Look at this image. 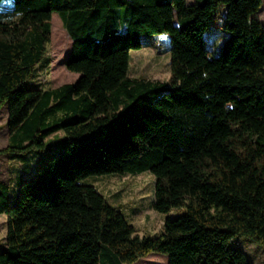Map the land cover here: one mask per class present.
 Returning <instances> with one entry per match:
<instances>
[{"label":"trees","instance_id":"obj_1","mask_svg":"<svg viewBox=\"0 0 264 264\" xmlns=\"http://www.w3.org/2000/svg\"><path fill=\"white\" fill-rule=\"evenodd\" d=\"M3 2L0 109L9 136L0 155L20 173L15 203L0 181V264H134L151 253L167 264H251L230 242L264 246L262 0ZM53 13L71 43L62 64L78 78L27 88L36 66L50 63ZM161 34L169 81L130 78L129 52ZM143 172L155 178V212H184L139 237L80 181Z\"/></svg>","mask_w":264,"mask_h":264},{"label":"rangeland","instance_id":"obj_2","mask_svg":"<svg viewBox=\"0 0 264 264\" xmlns=\"http://www.w3.org/2000/svg\"><path fill=\"white\" fill-rule=\"evenodd\" d=\"M186 2L190 4L193 0H186ZM7 3V0H4L3 5ZM255 17L264 26V0ZM50 24L51 36L45 55L50 63L46 66V62H41L36 66L32 76L25 81L27 88L55 89L63 84L73 83L78 78V74L68 72L62 64L71 43L56 13L51 15ZM60 37L63 39L62 42L59 41ZM141 43L140 50L129 52L128 76L132 79L168 82L170 55L167 35L143 36ZM6 121L7 110L3 107L0 109V150L7 146L9 134ZM59 134L63 135V132L59 131ZM19 169L18 162L8 159L6 155H0V181L7 183L10 187V203H15L18 195V185L15 183L16 176L20 173ZM80 183L93 186L112 207L121 213L139 237L162 233L163 224L167 218L174 219L184 212L182 208H176L161 214L152 209L155 178L149 172L123 176L117 174L89 176ZM6 223V216L0 215V251L5 245ZM230 247L240 250L251 264H264V246L261 243L237 236L230 242ZM134 264H167V257L151 253Z\"/></svg>","mask_w":264,"mask_h":264},{"label":"crops","instance_id":"obj_3","mask_svg":"<svg viewBox=\"0 0 264 264\" xmlns=\"http://www.w3.org/2000/svg\"><path fill=\"white\" fill-rule=\"evenodd\" d=\"M23 171V170H22Z\"/></svg>","mask_w":264,"mask_h":264}]
</instances>
